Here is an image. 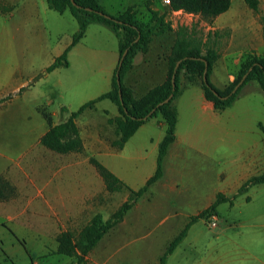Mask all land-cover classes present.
I'll list each match as a JSON object with an SVG mask.
<instances>
[{"label":"crops","instance_id":"crops-1","mask_svg":"<svg viewBox=\"0 0 264 264\" xmlns=\"http://www.w3.org/2000/svg\"><path fill=\"white\" fill-rule=\"evenodd\" d=\"M104 1L99 3L107 11ZM125 1L126 5L111 15L134 8L141 23L154 25L153 12H158L172 28L152 37L149 50L136 55L133 68L124 77V83L139 98L167 79L168 56L176 41V30L180 25H190L187 16L191 14L171 11L164 0ZM231 1V8L208 27V42L212 39L217 48L219 36L229 35L228 45L220 49L223 54L210 77L219 89L236 79L244 54L264 56V0H258V12L245 0ZM56 13L48 0H0V177L10 181L7 175L13 168L43 163L48 175L42 190L44 195L68 196L69 190H77L79 179H84L87 151L89 161L98 159L128 186L139 190L157 170L160 144L167 130L160 118L148 119L123 148H117L113 142L119 136L115 125L108 120L120 118L121 113L115 103L105 99L95 108L87 109L76 121L84 151L59 154L41 143L50 125L39 108L44 106L51 112L54 125L66 121L85 103L111 90L121 59L116 32L105 24L93 23L85 37L68 52L69 66L49 72L48 68L71 45L79 28L78 22L67 18L70 17L67 15L73 17L69 10L58 16ZM67 22L73 24V31L68 33L62 30ZM180 85L181 91L173 101L178 113L176 140L164 158L162 177L151 185L138 204L146 200L154 204L158 196L192 189L197 197L205 199L202 209L192 214L197 215L209 208L219 193L232 196L250 178L264 173L260 171L264 165V91L258 82L251 81L230 107L218 111L206 99L201 82H192L182 74ZM257 97L263 108L253 101ZM63 107L68 111L62 113ZM96 114L100 115L101 126L93 119ZM42 154L48 157L41 159ZM53 155L65 157V163L58 164V158L54 160ZM214 166L225 167V181L215 194L197 192V179H206L207 169ZM230 166L236 169L231 171ZM236 245L239 252L235 256L208 253L195 257L192 264L235 261L264 264V240L258 244L260 251L253 255L246 240Z\"/></svg>","mask_w":264,"mask_h":264},{"label":"rangeland","instance_id":"rangeland-1","mask_svg":"<svg viewBox=\"0 0 264 264\" xmlns=\"http://www.w3.org/2000/svg\"><path fill=\"white\" fill-rule=\"evenodd\" d=\"M123 1L105 0L108 13L114 14L121 9L127 3ZM67 16H70L67 17L69 20L71 18L77 22L71 15ZM187 20L196 38L202 39L207 48H214L220 57L223 54L220 49L228 45L229 35L224 33L219 36L217 48L212 39L208 42L210 22L194 14L187 16ZM72 25V22H67L62 30L71 32ZM248 56L253 54H244L241 65ZM256 100L253 101L261 106V99L257 97ZM93 119L97 125H102L100 115L96 114ZM82 127L86 129L87 126L82 123ZM114 129L111 132L114 133ZM57 156L53 155L52 158H58V164H64L65 157ZM43 157H48V154L40 156L45 159ZM230 169L232 171L236 166H230ZM260 171L264 172V165L260 166ZM226 174L224 166L209 167L206 179H197L199 186L196 191L215 194L225 181ZM7 176L15 191L9 188L11 193L6 192L10 198L0 201V264H160L170 242L185 228L191 215L202 209L201 203H204V198L197 197L192 189H179L166 196H158L154 204L147 200L138 204L139 199L136 203L139 206L110 230L87 257L79 259L82 256L80 249L75 256L56 253L59 233L71 231L78 242L81 231L95 215L101 214L105 220L111 219L129 199L130 192L127 189L109 192L89 161L87 151L84 179H79L77 190H69L68 196L44 195L42 190L48 175L43 163L15 167ZM239 191L229 194L232 196L221 193L226 199L218 206L217 212L190 228L187 237L168 257L166 264H192L195 257L208 253L235 256L239 252L236 243L244 240L251 244L252 255L260 251L258 244L264 240V184L250 187L248 192ZM51 204L58 207L51 208ZM163 219L166 220L158 224ZM212 220L217 226H212ZM231 264H237V261Z\"/></svg>","mask_w":264,"mask_h":264},{"label":"trees","instance_id":"trees-1","mask_svg":"<svg viewBox=\"0 0 264 264\" xmlns=\"http://www.w3.org/2000/svg\"><path fill=\"white\" fill-rule=\"evenodd\" d=\"M170 2L169 8L171 11H183L188 14L200 15L202 19L210 23L219 15L227 12L232 5L231 0H170ZM245 2L255 12H258V0H245ZM48 4L52 10L60 14H64L69 10L79 25L78 30L73 35L71 45L48 68L49 72L62 66H69L68 52L85 37L89 26L93 23H101L111 27L119 38L120 57L126 51L127 54L123 59L122 67L115 70L111 90L85 103L77 111L72 112L66 121L54 125L51 112L46 108H39L50 125V130L41 140L42 145L59 154L84 151L83 139L76 121L87 109L95 108L98 102L105 99L115 103L121 113L120 118L108 120L110 124L115 125L116 133L119 136V139L113 142V145L117 148H123L139 127L150 118H160V122H164L167 127L166 135L160 144L156 173L139 190H134L128 186L98 159H90L91 164L102 177L109 192H120L127 189L130 192V197L111 219L105 220L101 214L95 215L92 221L81 231L78 242H76L71 231H61L59 233L56 253L75 256L77 250L80 249L82 256H79V259H84L110 230L124 220L137 201L149 191L151 185L162 177L164 158L168 148L176 140L178 113L173 101L181 91L182 74H185L192 82H201L206 99L214 104L216 110L223 111L234 103L241 90L251 81L258 82L264 91V56H248L242 63L236 79L226 88L219 89L210 79L219 59L218 52L207 48L202 39L196 38L193 28L180 25L176 30L175 44L168 56L167 79L164 83L157 85L137 98L133 90L124 83V77L133 68L136 55L149 50L152 37L172 29L171 24L165 21V17H159L158 12H153L156 20L155 24H144L138 20L136 9L129 8L120 15H111L99 3V0H75V4L72 0H48ZM262 23L264 25V17ZM179 62L181 63L176 73V88L173 90L172 79ZM118 72L120 83L118 82ZM205 75L206 81L204 80ZM245 75H247V78L242 86L235 93H232L235 86ZM171 94H174L173 98L169 102L161 104ZM153 110L155 111L153 112ZM61 111L63 113L68 109L63 107ZM259 184H264V173L250 178L243 184L239 192H247L250 187ZM9 188L13 192L15 191L8 180L0 177V201H6L10 198ZM224 199H226L225 195L219 193L216 201L209 208L190 217V221L185 228L170 242L166 252L161 257L160 264H166L168 257L175 252L187 237L190 228L198 221L214 215Z\"/></svg>","mask_w":264,"mask_h":264},{"label":"water","instance_id":"water-1","mask_svg":"<svg viewBox=\"0 0 264 264\" xmlns=\"http://www.w3.org/2000/svg\"><path fill=\"white\" fill-rule=\"evenodd\" d=\"M72 2L75 4V0H72ZM126 54H127V51L123 54V56L121 57V59H120V62H119V65H118V70L122 67V62H123V59H124V57L126 56ZM180 63L181 62H179L178 64H177V66H176V68H175V72H174V75H173V79H172V82H173V90H175V88H176V73H177V70H178V68H179V66H180ZM117 76H118V82L120 83V74H119V72L117 73ZM246 78H247V75H245L243 78H242V80L235 86V88H234V90H233V92L232 93H235L241 86H242V84L244 83V81L246 80ZM204 80L206 81L207 80V78H206V75H205V77H204ZM215 94H217V93H215ZM173 96H174V94H171L170 96H169V98H167L164 102H162L161 104H163V103H166V102H169L172 98H173ZM160 104V105H161ZM155 110H153V112H154ZM151 115V114H150ZM149 117V116H148ZM147 117V118H148ZM146 118V119H147Z\"/></svg>","mask_w":264,"mask_h":264},{"label":"built area","instance_id":"built-area-1","mask_svg":"<svg viewBox=\"0 0 264 264\" xmlns=\"http://www.w3.org/2000/svg\"><path fill=\"white\" fill-rule=\"evenodd\" d=\"M164 3L169 6L171 2L170 0H164ZM213 219H216V217H214ZM212 226H217V223L214 220H212Z\"/></svg>","mask_w":264,"mask_h":264}]
</instances>
